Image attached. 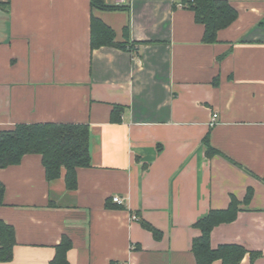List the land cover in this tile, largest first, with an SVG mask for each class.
<instances>
[{"label":"crops","instance_id":"1","mask_svg":"<svg viewBox=\"0 0 264 264\" xmlns=\"http://www.w3.org/2000/svg\"><path fill=\"white\" fill-rule=\"evenodd\" d=\"M227 1L238 20L208 45L181 0H107L118 12L0 0V131L85 124L92 157L75 191L65 171L48 182L40 155L0 169V220L16 234L0 264H51L64 238L69 264H197L196 223L234 197L238 217L211 245H242L263 256L240 264H264V0ZM93 16L126 48L93 49Z\"/></svg>","mask_w":264,"mask_h":264},{"label":"trees","instance_id":"2","mask_svg":"<svg viewBox=\"0 0 264 264\" xmlns=\"http://www.w3.org/2000/svg\"><path fill=\"white\" fill-rule=\"evenodd\" d=\"M183 7L194 12L195 21L205 28L203 43L212 45L219 42V32L232 26L239 17L238 11L227 0H181ZM5 3L0 6L5 7ZM93 10L102 12L123 11L126 7L108 3L107 0H91ZM126 10V9H125ZM115 31L101 19L93 16L91 23V45L93 49L102 47L126 48L124 43L115 41ZM123 108L115 106L112 120L120 122ZM208 156L219 154L209 142ZM26 155H40L48 182L61 178L65 171V184L69 191L78 188V170L92 165L90 152V127L85 124H21L11 130L0 131V169L18 165ZM6 189L0 181V206L4 204ZM249 191L246 202L251 199ZM241 202L235 197L226 210H212L209 215L195 225L201 236L193 243V253L197 264H213L221 260L223 264H240L250 253L252 261L263 256L261 252H250L242 245L225 244L217 248L211 245L213 230L222 224L234 222L240 212ZM145 225V224H144ZM157 236L158 232L145 225ZM16 234L14 227L0 220V262H10L14 257ZM69 239L64 238L57 246L56 258L51 264H69Z\"/></svg>","mask_w":264,"mask_h":264},{"label":"built area","instance_id":"3","mask_svg":"<svg viewBox=\"0 0 264 264\" xmlns=\"http://www.w3.org/2000/svg\"><path fill=\"white\" fill-rule=\"evenodd\" d=\"M217 119H218V115H217V114H214V115H213V118H212V121H211V126H213V125L216 124ZM113 202H115V203H117V204H123V203H124L123 199L120 198V197H115V198L113 199ZM133 219H134V220H138L137 216H135V215L133 216Z\"/></svg>","mask_w":264,"mask_h":264}]
</instances>
